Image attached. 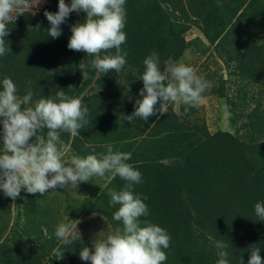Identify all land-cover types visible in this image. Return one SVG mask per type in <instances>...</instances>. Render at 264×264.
Wrapping results in <instances>:
<instances>
[{"label": "rangeland", "instance_id": "1", "mask_svg": "<svg viewBox=\"0 0 264 264\" xmlns=\"http://www.w3.org/2000/svg\"><path fill=\"white\" fill-rule=\"evenodd\" d=\"M58 2L31 0V11L22 14L17 22L28 25V32H32L38 19L39 28L50 24L46 17L42 19L41 16L45 10L57 12ZM65 3L70 4L71 0H65ZM125 8L123 31L126 39L133 36L132 29L138 31V34L134 33L137 52L135 56L127 54L126 64H133L141 76L144 59L156 52L161 72L166 64L184 63L194 67L197 74L212 85L203 94L199 106L189 108L184 120L179 122L186 127L185 117H188V124L194 122L193 125L202 126L203 132L217 139L207 148L199 183L188 175L189 181L181 184L182 187L177 185L176 182L180 183L177 177L172 183L168 180L155 185L150 177L157 175L154 168L138 170L142 179L134 186V194L146 197L144 203L148 207V216L140 219L162 227L171 237L169 248L163 249L167 255L163 264H216L219 259L217 241L228 245L225 250L229 264H248L250 249L256 247L260 248L264 264V221H260L255 214V204H264V52H261L264 49L254 51L249 42L246 44L237 40L247 41V34L242 30L243 26H239L242 31L237 26L245 20H236L242 11L257 14L264 10V0H126ZM163 14H167L173 24L169 32L179 34L180 40L168 36V27L164 23L161 22L164 24L162 29L155 23L158 19L162 21ZM84 15L83 11L70 13L60 26L62 34L58 38L49 36L51 39L48 40L46 35L41 40L43 34L39 31L30 46L24 47L27 56L25 52L13 53L17 45L8 41L10 54L4 65L0 62V85L5 77L11 78L20 96L27 94L30 87L33 101L41 97L55 98L61 89L70 97H89V102L82 104L89 109L91 122H98V125L93 128L88 123L79 130L82 134L95 135V142H85L82 152L98 155L105 152L103 142L125 134L133 135L136 126L124 124L122 115L116 114L115 106L111 108L105 102L93 101V95L98 90L94 84L97 75L90 77L89 82V78L83 79L78 68L80 62L89 64L93 57L67 47L72 35L71 26L83 23L86 19ZM129 15L132 21L128 20ZM235 31L239 32L236 36ZM23 33H26L25 29ZM252 40L254 46L260 48L257 44L264 43L261 41L264 40V33H258ZM50 42L53 44L51 49ZM244 44L249 47L241 53L244 56L242 73L238 69L239 62L231 59L235 58L231 53L240 51ZM121 48L127 53V42ZM146 49L148 51L144 52ZM102 53L115 54V49ZM44 59L53 65L49 72L54 75L53 81L57 85L52 82L53 75L40 83L44 78ZM51 87L54 90L52 93L49 92ZM113 98L111 102L115 105L118 100ZM169 106H173L178 116L175 119L180 120L182 114L179 110L185 105ZM2 119L0 117V121ZM2 134L3 125L0 123V147L3 144ZM73 138L69 133H61L62 145L67 147L65 159L78 154L70 145ZM34 140L35 137L30 142ZM113 150L120 151L118 148ZM128 150L126 148L122 152ZM176 160L179 159L162 158L155 164L175 169ZM125 183L119 176H93L74 190L66 187L44 194H29L22 189L15 200L6 197L0 189V264H91L81 260L79 254L84 247L92 249L95 239L103 238L122 226L121 222L113 219L119 205H110L108 190L119 191ZM171 184L173 189L169 188ZM78 221L81 239L64 245L54 234L56 227L60 223ZM61 252L63 259L58 260L54 255Z\"/></svg>", "mask_w": 264, "mask_h": 264}, {"label": "clouds", "instance_id": "2", "mask_svg": "<svg viewBox=\"0 0 264 264\" xmlns=\"http://www.w3.org/2000/svg\"><path fill=\"white\" fill-rule=\"evenodd\" d=\"M125 3L126 0H71L66 4L65 0H59L57 12L45 10L44 15L50 23L48 36L53 39L61 36L60 26L70 13H86L83 23L71 26L72 35L67 44L70 50L83 51L94 57L89 64L79 63L83 79L89 78V69L95 70L99 77L101 73H119L126 64L127 53L121 48L126 41L123 31ZM31 9V0H0V56L10 52L5 39L10 32L8 25ZM112 49H115V54L101 56V52L109 53ZM143 64L144 71L140 77L143 88L139 91L142 99L136 100L131 115L122 116L128 123L136 118L147 121L157 113L164 115L170 104L185 105L184 114H187L189 108L199 106L203 94L212 87L194 67L184 63L166 64L161 72L156 52L145 58ZM28 83L30 85L31 81ZM88 113L89 109L82 104L81 98L70 97L62 89L55 98L41 97L33 101L30 87L27 94L20 96L13 80L5 77L0 85V117L3 118L0 121L3 125L0 189L6 197L15 200L22 189L29 194H44L66 187L74 190L93 176H119L126 181L124 187L119 191L109 189L108 195L110 205H119L113 219L121 222L122 226L103 238L95 239L92 249L82 248L80 259L91 264H163L167 260L163 249L169 248L171 237L162 227L140 219L148 216V207L144 203L146 197L134 194V186L141 182L142 175L126 162L132 153L114 151L112 144H106L103 146L105 152L98 155L73 154L65 159L67 147L62 145L61 133H69L73 137L79 135V130L89 123ZM33 137L35 140L30 142ZM255 214L264 221V204H255ZM78 223H60L55 236L64 245L80 240ZM216 247L219 249L216 264H229L225 250L228 245L217 241ZM250 253L248 264H262L259 247L251 248ZM54 256L58 260L63 259V252Z\"/></svg>", "mask_w": 264, "mask_h": 264}, {"label": "trees", "instance_id": "3", "mask_svg": "<svg viewBox=\"0 0 264 264\" xmlns=\"http://www.w3.org/2000/svg\"><path fill=\"white\" fill-rule=\"evenodd\" d=\"M163 15L164 17L162 21L158 19L155 22L157 26L159 28L161 27L162 29L163 28L162 25L165 24L168 27L166 28L168 31V36L170 37L173 36L176 41L180 40L179 34L176 35V34H171L169 32L173 24L170 22V18L168 17L167 14H163ZM41 17L42 19H44L45 15H42ZM84 17H86V15H84ZM20 18L21 15H18L14 20V22L8 25L10 32L9 35L5 38L6 42L9 41L11 44L13 43V45L14 44L17 45L16 46L17 50L13 48V53L16 52L26 53L24 47L26 46L27 48L28 46H30L29 43L35 40L37 33L40 31L39 33L43 34V36H41V40L45 39V36L48 35L47 31L45 30L50 28V24H43L41 28H36V26L39 25L40 23V19L36 17L38 19L36 21L39 22L33 27L32 32H28V29L26 28V26L28 25L23 24V22L21 21L17 22L19 21L18 19ZM130 19H132L131 15H129L128 20L132 21ZM34 20L33 23H35ZM236 20H240V21L245 20L241 25L238 24L237 26L238 27L243 26L242 30L247 34L246 37L247 41H241L239 38L237 40L240 41L241 43H246V44L249 42L248 45H250V47H253L254 51H257L259 49H264V46H262L264 45V43L257 44V46L260 47L257 48L256 46H254V42L252 40V37L256 36L258 33H264V10H262L261 12H257V14L256 12L250 13V11H242L237 15ZM148 21H150V23H153L152 20H148ZM161 22L164 24H161ZM239 28L240 31H242L241 27ZM24 29L26 30V33H23ZM34 31H36V34H34ZM131 31L133 33V36H129L128 39H126L125 41L129 46V48L126 49L127 54L128 55L130 54L129 57L133 54L135 56V53L137 52L136 46L138 45L136 41H134L135 40L134 33L138 34L137 33L138 31L136 32L135 29H132ZM235 33L236 36L239 32L235 31ZM16 34H19V36ZM207 36L209 37V35ZM48 37L49 36H47V38ZM50 39L51 38H48V40ZM233 39L235 40V37ZM24 40H26V43H24ZM50 47H53L52 42L49 43V49H51ZM248 47L249 46H246L244 44L240 51L235 50L231 53L235 57L231 59L239 62L238 69L242 73H243V66L241 63H242V58L244 56L241 53H243L245 49H247ZM140 50L142 51L143 48H140ZM147 51L148 49L144 50V52ZM9 54L10 52H8L5 56L1 57L0 62L2 65H4L8 60ZM27 55L28 54L26 53V56ZM101 56H103L102 52H101ZM135 68L136 67L133 64H126L119 73L115 71H111L106 74L101 73L100 76L97 77V80H95L94 83L97 86L98 90L95 91V94L93 95V101L99 100V102L101 101L105 102V104L107 106H110L111 108L115 106L116 108L115 107L114 108L116 110L117 115L119 114H121L122 116L131 115L135 110L136 100L142 99V97L139 96V91L141 88H143V82L142 80H140L141 77L140 73L137 72ZM52 69H53V65H50L47 62V60L44 59V65H43L44 78L40 81V83H42L45 79L53 75L52 73L49 72V70ZM94 75L96 77L95 70L89 69L88 81L90 80V77ZM242 76L245 77V75ZM53 80L55 81L54 75L52 76V82L54 85H57ZM27 81L29 82V77ZM53 87L50 88L49 92L51 93L54 92ZM114 87L117 88H115L114 90ZM113 97H116L115 101L118 100L117 104L115 103V105H113V103L111 102L114 101ZM82 102H89V97L84 95L82 98ZM157 107H159V105H157ZM179 111L180 114H182L180 120L175 119L178 116L176 115V113H174L173 106L168 107V112L166 114L159 115L157 113L156 115L149 117L147 121H143L140 118H136L131 123H128L127 121L123 120L122 116L119 115L123 120L124 124L127 125L132 124L133 126L134 125L136 126L135 133L133 135L125 134V136H122L121 138L115 137L112 138L111 140L107 139L106 142H103L105 143L103 145L110 143L114 146V148H118L120 151H126V148H128L129 149L128 152L132 153V157L129 161L126 162L131 164L133 168L134 169L136 168L137 170H148L150 169V167L152 169L154 168V170L157 171V175L150 177L154 179L155 185L164 183L165 181L168 180H170V182L172 183V180L176 181V177H177V181H180V183L178 182L176 183L178 186L182 187L181 184H186L189 181V177L187 178L188 175L192 176V180H196V183H199L200 177L202 176L204 170L203 164L205 163L206 160L207 148L217 139L215 136L210 137L208 133L203 132L202 126L198 124L193 125L194 122L188 124L190 122L188 117H185L187 119L186 120L187 123H185L184 126L186 127H182L179 122L184 120V116L186 114H184V109ZM119 116L117 117L119 118ZM87 119L89 123L92 124L93 128L97 127L96 125H98V122H91L90 116H87ZM162 124H163V128L161 127ZM152 126L154 127L152 128ZM90 141L95 142V135L93 133L88 135L79 132V135L73 138L70 145L78 154H80L81 156H86V154L82 152V147L85 142L89 143ZM162 158H174L179 160L183 159V161L176 160L174 162V164L177 163L175 165V169L172 168L171 166L164 167L155 164L156 160ZM164 170H166L165 174H164ZM143 181H147V179H144ZM169 188L173 189L174 186L171 184L169 185ZM1 258H4V256H2ZM6 263H9V261L6 260Z\"/></svg>", "mask_w": 264, "mask_h": 264}]
</instances>
